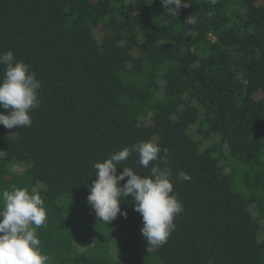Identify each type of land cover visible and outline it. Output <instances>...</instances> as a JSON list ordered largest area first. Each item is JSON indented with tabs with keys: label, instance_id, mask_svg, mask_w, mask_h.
Returning <instances> with one entry per match:
<instances>
[{
	"label": "trees",
	"instance_id": "trees-1",
	"mask_svg": "<svg viewBox=\"0 0 264 264\" xmlns=\"http://www.w3.org/2000/svg\"><path fill=\"white\" fill-rule=\"evenodd\" d=\"M8 51L41 88L30 127L0 125V192L38 189L49 264H264V0H0ZM149 140L183 206L158 248L130 195L108 225L87 201L95 163Z\"/></svg>",
	"mask_w": 264,
	"mask_h": 264
},
{
	"label": "clouds",
	"instance_id": "clouds-1",
	"mask_svg": "<svg viewBox=\"0 0 264 264\" xmlns=\"http://www.w3.org/2000/svg\"><path fill=\"white\" fill-rule=\"evenodd\" d=\"M215 4L216 0H209ZM170 16L189 6V0H161ZM0 125L7 129L30 127L31 112L40 105L38 93L41 82L30 65L15 59L13 52L0 54ZM135 152L139 164L149 169L147 175L123 167L117 174V165ZM149 140L141 141L112 154L103 162L94 164L96 179L89 185L87 201L98 220L110 224L117 216L127 217L120 204L130 195L133 209L142 217L141 234L150 247L167 243L175 229L174 218L183 206L173 194L172 171L168 167V151ZM154 163L149 168V165ZM160 165H164L161 167ZM127 177L126 181L125 178ZM180 181L191 177L181 171ZM121 181H125L122 186ZM0 264H49L50 257L40 248L38 229L45 225L47 212L37 188L14 187L0 192Z\"/></svg>",
	"mask_w": 264,
	"mask_h": 264
},
{
	"label": "rangeland",
	"instance_id": "rangeland-1",
	"mask_svg": "<svg viewBox=\"0 0 264 264\" xmlns=\"http://www.w3.org/2000/svg\"><path fill=\"white\" fill-rule=\"evenodd\" d=\"M213 140V138L211 139V141ZM210 141V142H211ZM209 141L206 142V144H209L210 143ZM14 169H18L17 166H14Z\"/></svg>",
	"mask_w": 264,
	"mask_h": 264
}]
</instances>
